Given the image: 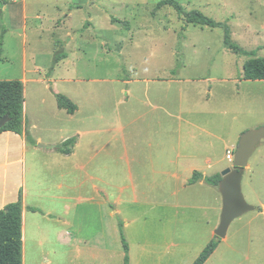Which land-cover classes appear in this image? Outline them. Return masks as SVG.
<instances>
[{
	"label": "rangeland",
	"instance_id": "1",
	"mask_svg": "<svg viewBox=\"0 0 264 264\" xmlns=\"http://www.w3.org/2000/svg\"><path fill=\"white\" fill-rule=\"evenodd\" d=\"M162 1L0 0V81L26 73L35 80L28 85L35 100L51 107L53 88L80 106L75 122L47 116L45 123L66 125L67 134L105 132L109 125L110 134L99 138L110 146V170L103 171L110 185L102 186L112 201L119 199L131 264H195L216 239L223 201L214 186L184 182L187 160L197 157L205 167L210 159V177L233 169L231 145L264 127V81L244 79L249 58L225 46L223 29L188 25L172 7L158 9ZM176 1L221 23L235 16L227 23L233 41L264 58V0ZM60 53L67 58L54 65ZM203 144L208 153H193ZM172 146L179 153H165ZM243 193L258 210L232 224L206 264H264V140L245 171ZM98 210L78 206L69 219L72 232L97 236ZM120 241L110 248V264H125ZM51 249L46 244L26 264H46L42 254ZM64 257L52 264H76Z\"/></svg>",
	"mask_w": 264,
	"mask_h": 264
},
{
	"label": "crops",
	"instance_id": "2",
	"mask_svg": "<svg viewBox=\"0 0 264 264\" xmlns=\"http://www.w3.org/2000/svg\"><path fill=\"white\" fill-rule=\"evenodd\" d=\"M232 19L234 20L235 16L232 15L228 22L233 21ZM18 81L24 84L26 131L36 144L31 143L27 135L0 133V212L22 198L23 264L27 263L29 255L37 256L46 244H51L52 248L51 252L42 254L46 264H52L51 258L65 256L66 259L67 255L71 263L110 264V248H115L121 243L120 225L117 220L121 211L117 208L119 199L112 201L110 192L102 186L110 185L109 180H104L103 172L110 170V150H108L110 146L101 145L99 138L110 134L109 130L106 131L109 125L105 132H85L76 129L67 134L66 125L58 124V127H54L50 123H45L51 120L47 116L58 120L69 116L74 121L81 117V107L75 103L78 111L74 115L60 109L57 99L55 102L51 101V107H47V101L35 100L33 91L28 89V85L34 84L35 80L29 79L28 74L25 73ZM127 83L131 84V81ZM50 90L54 96L58 94L53 88ZM97 105L98 102L95 103L96 107ZM45 113L49 114L45 115ZM101 117V120L103 117L106 118L103 115ZM74 137H77V143L73 153L71 155L61 153L58 147ZM41 144L54 148H41L39 146ZM237 144L238 142H235L231 145L232 150L236 149ZM209 147L203 144L202 149L193 153L202 151L204 155L208 153L206 149L208 150ZM173 150L178 152L179 149L172 146L165 153L172 154ZM187 161L189 175L184 182L189 183L194 173L199 172L203 178L198 184L206 185V179L211 177L205 171L210 168L212 161L207 159L205 167L197 164V157L192 156ZM126 163L131 170L133 168L131 163ZM162 167L163 165L155 166L154 174L161 173ZM91 168L97 172L92 174L89 171ZM172 177L178 180L180 175L175 173ZM85 187L90 192H83ZM83 205L95 210L99 209L100 212L101 232L93 239L79 238L72 232V223L69 219L75 209ZM114 206L115 210L112 209ZM31 208L41 212H32ZM127 226L129 223L126 224ZM214 237L215 232L212 239ZM60 249L63 250L61 254ZM88 256H93L94 260L90 261Z\"/></svg>",
	"mask_w": 264,
	"mask_h": 264
},
{
	"label": "trees",
	"instance_id": "3",
	"mask_svg": "<svg viewBox=\"0 0 264 264\" xmlns=\"http://www.w3.org/2000/svg\"><path fill=\"white\" fill-rule=\"evenodd\" d=\"M172 7L179 16H182L187 24L209 27L211 29H223L225 32V46L239 56L248 57L244 66V79L247 81H264V58L259 57L257 53H248L232 39V31L227 23L218 22L198 10L186 11L176 0H164L159 3L158 9ZM67 54H59L54 58V65L61 63ZM58 106L66 110L70 115L78 111V106L68 97L55 94ZM24 84L21 81H0V121L5 117L9 120L5 127L0 131L12 132L20 136L27 135L28 140L36 144L30 134L26 131V119L24 114ZM77 140L70 139L58 150L65 154L71 155ZM203 175L195 172L189 185H196L202 180ZM222 181L221 174H217L206 179V184L219 188ZM23 202L22 198L14 204H10L0 212V264H23ZM32 212H41L38 209L31 208ZM120 233L123 238L124 249L127 254L125 264H130L129 245L125 241L123 225L120 223ZM219 238L212 240L195 264H206L210 257L215 253L219 246Z\"/></svg>",
	"mask_w": 264,
	"mask_h": 264
},
{
	"label": "water",
	"instance_id": "4",
	"mask_svg": "<svg viewBox=\"0 0 264 264\" xmlns=\"http://www.w3.org/2000/svg\"><path fill=\"white\" fill-rule=\"evenodd\" d=\"M9 118L0 121V131L5 127ZM264 140V127L244 133L235 152L233 169L225 170L221 176L219 192L222 196L223 208L220 224L215 231V236L221 240L227 238L232 224L258 208L250 205L243 193V179L246 169L257 147ZM41 148L51 149L53 146L39 145Z\"/></svg>",
	"mask_w": 264,
	"mask_h": 264
},
{
	"label": "built area",
	"instance_id": "5",
	"mask_svg": "<svg viewBox=\"0 0 264 264\" xmlns=\"http://www.w3.org/2000/svg\"><path fill=\"white\" fill-rule=\"evenodd\" d=\"M234 152H235V150H233V151H229L228 153H227V159H228V161L230 162V163H234V159H235V154H234Z\"/></svg>",
	"mask_w": 264,
	"mask_h": 264
}]
</instances>
